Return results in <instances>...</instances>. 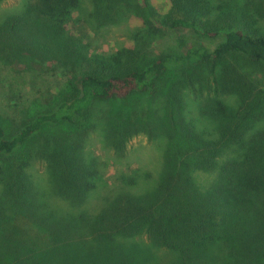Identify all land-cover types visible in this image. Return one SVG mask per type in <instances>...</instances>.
Returning <instances> with one entry per match:
<instances>
[{"label":"trees","instance_id":"1","mask_svg":"<svg viewBox=\"0 0 264 264\" xmlns=\"http://www.w3.org/2000/svg\"><path fill=\"white\" fill-rule=\"evenodd\" d=\"M85 1L23 0L20 12L0 22V51L87 65L54 110L37 113L13 132L0 119V184L18 207L3 228L19 239L2 237L6 247L0 264H150L138 246L128 245V239L140 234L173 252V264H214L224 248L227 263L251 247L261 252L264 95L236 64L242 60L264 66V0H170L165 14L150 3L130 7L146 20L150 16L146 23L154 18L170 29L221 37L214 48L195 43L183 54L171 50L159 56L129 47L89 55L88 45L67 31L74 12L86 11ZM90 1L87 17L101 22L123 18L129 8L127 0ZM184 64L201 68L194 77H185L207 90L201 113L222 117L215 137L185 117L181 94L173 83L162 82L166 73ZM145 94L159 98L157 109L136 106L128 119L114 116L110 121L103 114L88 125L98 103ZM233 96L237 107L226 99ZM98 126L116 148L140 132L150 139L166 138L162 178L141 193L124 188L93 215L52 208L29 173L33 162L45 163L55 193L73 208L81 206L97 187L99 159L86 154L85 146L87 132ZM231 144L244 145V150L229 153ZM197 171H217L218 177L201 186ZM121 181L124 187L136 184L134 177Z\"/></svg>","mask_w":264,"mask_h":264},{"label":"rangeland","instance_id":"2","mask_svg":"<svg viewBox=\"0 0 264 264\" xmlns=\"http://www.w3.org/2000/svg\"><path fill=\"white\" fill-rule=\"evenodd\" d=\"M123 18L101 22L86 15L92 8L91 1L84 3V13L74 12L67 24V31L75 37H80L88 45V54L110 55L120 48L129 47L145 51L150 55L159 56L168 51L183 54L187 48L195 43H203L214 48L221 37L208 38L194 33L189 29H170L152 18L146 23L144 16L135 15L130 7L144 8L150 3L160 14H165L170 8V0H127ZM242 1V0H241ZM247 1V0H246ZM23 0H6L0 4V22L9 13H17L22 9ZM91 19V20H90ZM0 119L5 121L6 127L12 132L21 125L30 121L34 115L49 112L56 108L63 97L69 96L73 83L84 72L86 66L70 65L60 58L43 60L32 54H20L9 49L0 51ZM59 55V54H58ZM236 68L245 76L250 77V84L256 87L257 92L263 91L264 95V66L247 65L238 61ZM206 72V69H202ZM201 68L192 64L183 66L166 73L162 82L167 86L173 83L178 93L183 98L182 111L187 119L193 120L199 129H203L209 136H217L221 132L222 117L202 114L200 106L204 102L207 90H202L200 83L191 82L186 75L194 77ZM249 74V75H248ZM183 79L186 81L183 82ZM202 82H205L202 75ZM205 87V85H202ZM230 106H238V97H226ZM159 98L150 94L136 95L126 101L101 102L94 108L93 114L88 119V125L97 122V116L106 114L110 121L114 116L128 119L132 116L134 107L138 106L143 111L158 108ZM179 104V103H178ZM142 121L143 116L138 114ZM146 118L150 115L144 113ZM85 152L99 159V175L97 187L90 192L85 201L73 208L71 204L55 193L45 163L36 160L33 162L29 173L37 184L40 194L52 208L60 210H82L93 215L101 211L106 204L120 195L124 188L132 193H141L157 185L164 172V152L167 140L164 137L150 139L148 133L140 132L131 136L123 148H116L110 144V138L105 129L96 127L88 132ZM229 153H239L244 150V145L231 144ZM134 177L136 184L124 187L121 179ZM217 171H197L195 178L201 186H208L217 179ZM17 204L9 200L4 194V187L0 184V254L5 245L3 238H15L13 233L3 228V223L13 219ZM19 240V239H17ZM128 245L138 246L150 264H173L176 255L166 248L153 245L146 235L134 236L128 239ZM264 243V240L262 241ZM262 251L257 252V247H251L242 254H237L235 259L226 262L227 249L221 250L220 261L214 264H264V244ZM229 257V256H228ZM225 260V262H224ZM206 263H210L205 261Z\"/></svg>","mask_w":264,"mask_h":264}]
</instances>
